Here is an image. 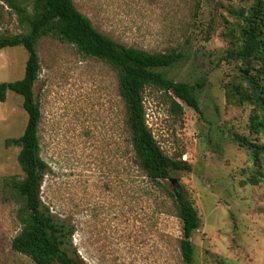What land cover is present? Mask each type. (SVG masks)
Instances as JSON below:
<instances>
[{
	"label": "rangeland",
	"instance_id": "1",
	"mask_svg": "<svg viewBox=\"0 0 264 264\" xmlns=\"http://www.w3.org/2000/svg\"><path fill=\"white\" fill-rule=\"evenodd\" d=\"M31 9L32 0H19ZM93 26L116 43L149 53L181 52L180 63L158 72L174 82L202 84L200 114L162 90L144 91L146 123L172 160L189 171H171L196 209L199 228L191 236L192 264H264V167L235 136L264 144L250 130L257 113L240 103L256 78L235 58L242 47L245 18L260 0H72ZM25 32L15 12L0 0V35ZM40 71L33 86L39 106L40 156L48 171L41 201L74 229L71 249L86 264H185L182 222L171 201L140 170L125 125L117 72L81 55L73 45L43 37L36 45ZM27 53L0 52V83L20 80ZM172 100L182 114L171 111ZM22 98L9 93L0 103V264H34L12 250L20 233L23 198L12 184L24 178L19 138L28 116ZM262 176L257 184L252 180Z\"/></svg>",
	"mask_w": 264,
	"mask_h": 264
},
{
	"label": "trees",
	"instance_id": "2",
	"mask_svg": "<svg viewBox=\"0 0 264 264\" xmlns=\"http://www.w3.org/2000/svg\"><path fill=\"white\" fill-rule=\"evenodd\" d=\"M1 1L15 12L25 32L0 35V52L23 48L27 53L23 77L14 82L0 83V103L5 102L9 93L18 95L28 116L23 134L17 139L5 141L6 146L13 145L20 149L17 163L24 174L21 181L12 184L24 200L20 211L22 229L12 240V250L28 257L34 264H86L71 249L74 229L54 216L43 205L40 195L48 166L40 156L38 125L41 114L33 97V86L40 71L36 45L43 37H56L73 45L84 57L102 61L117 72L118 93L124 104L125 125L132 151L148 182L171 201L176 217L182 222V260L185 264H192L194 246L189 239L199 228L198 213L181 186L171 185L167 188L162 183L170 180L171 171H189L190 168L185 162L172 160L164 154L146 123L143 101L145 89L154 87L200 114L197 94L203 85L174 82L157 71L180 63L182 53L154 54L116 43L100 33L90 19L76 9L72 0H32L31 9L19 0ZM240 35L242 47L235 58L242 60L248 68H252V60H255L258 63L257 76L255 79L247 78L252 86L250 95L237 87L232 91L240 103H254L257 113L250 118V130L264 137V0H260L246 16ZM171 111L176 115L183 112L174 100ZM233 140L252 152L256 166L264 167V144L240 136H235ZM261 178L258 174L252 183L257 184Z\"/></svg>",
	"mask_w": 264,
	"mask_h": 264
},
{
	"label": "water",
	"instance_id": "3",
	"mask_svg": "<svg viewBox=\"0 0 264 264\" xmlns=\"http://www.w3.org/2000/svg\"><path fill=\"white\" fill-rule=\"evenodd\" d=\"M171 183L173 184V186H175L174 184H176V181L175 180H172Z\"/></svg>",
	"mask_w": 264,
	"mask_h": 264
}]
</instances>
